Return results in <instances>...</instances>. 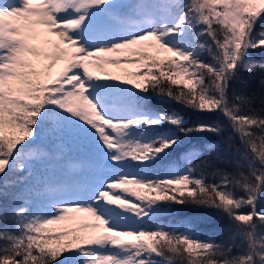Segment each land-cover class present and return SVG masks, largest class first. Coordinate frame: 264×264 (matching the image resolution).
Returning <instances> with one entry per match:
<instances>
[{"label":"snow or ice","instance_id":"obj_1","mask_svg":"<svg viewBox=\"0 0 264 264\" xmlns=\"http://www.w3.org/2000/svg\"><path fill=\"white\" fill-rule=\"evenodd\" d=\"M257 50L264 0H0V264H264ZM188 205L227 236L158 222Z\"/></svg>","mask_w":264,"mask_h":264},{"label":"trees","instance_id":"obj_2","mask_svg":"<svg viewBox=\"0 0 264 264\" xmlns=\"http://www.w3.org/2000/svg\"><path fill=\"white\" fill-rule=\"evenodd\" d=\"M262 25L258 24L257 27H261ZM250 55L255 58L264 57V50H257V51H250ZM204 59H210L206 54L203 57ZM243 79L246 83H236L234 84V88L238 92H243L245 95L248 96H255V100L253 102L254 108H261L264 105L261 104V100L264 99V88L261 87L259 83V74L255 76H251L248 73H243ZM153 107L159 110H176L182 112L185 117L191 121L195 120H220L224 123H227L224 120V117L221 116L219 113L215 114H200L193 112L189 109L182 108L181 105L168 101V100H160L159 98H153L151 101ZM220 137L215 136L211 133H193L190 137L186 138L187 143H204V142H215L218 141ZM208 152H204V154L199 157L198 160H194L193 164H199L200 160H203L205 156H208ZM177 160L173 157L172 160L168 161L167 163H176ZM167 163L158 164L156 166V173L162 174L167 167ZM220 167H225V165L220 164ZM199 170V169H198ZM205 171H211V169H204ZM230 170V169H229ZM261 207H264V200L261 201ZM174 215L168 216L163 215L160 217L158 222H175L176 220H180L184 217H188L193 220V227L196 231H199L204 234L214 233L216 234L217 239H221L227 236V229L231 227L228 218L213 209H205V208H196L191 205L180 207L174 206L173 208ZM4 215H10L9 212H5ZM214 231V232H213Z\"/></svg>","mask_w":264,"mask_h":264},{"label":"rangeland","instance_id":"obj_3","mask_svg":"<svg viewBox=\"0 0 264 264\" xmlns=\"http://www.w3.org/2000/svg\"><path fill=\"white\" fill-rule=\"evenodd\" d=\"M214 232V231H213ZM214 234V233H213ZM214 235H216V234H214Z\"/></svg>","mask_w":264,"mask_h":264}]
</instances>
